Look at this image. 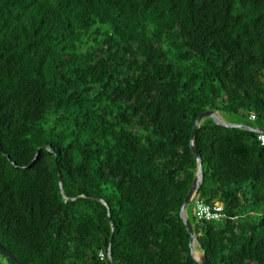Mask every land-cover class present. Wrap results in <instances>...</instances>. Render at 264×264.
<instances>
[{"label":"trees","instance_id":"16d2710c","mask_svg":"<svg viewBox=\"0 0 264 264\" xmlns=\"http://www.w3.org/2000/svg\"><path fill=\"white\" fill-rule=\"evenodd\" d=\"M207 109L264 128V0H0V245L27 264H198L179 210ZM257 136L209 117L195 134L186 213L209 264H264Z\"/></svg>","mask_w":264,"mask_h":264},{"label":"water","instance_id":"95a60500","mask_svg":"<svg viewBox=\"0 0 264 264\" xmlns=\"http://www.w3.org/2000/svg\"><path fill=\"white\" fill-rule=\"evenodd\" d=\"M207 117L211 118L216 124H219V125H223L226 127L240 128V129L251 131V132H254L257 134L258 133L264 134V128H259V127L248 125L245 123H228V122L224 121L223 118L221 117L220 113L214 109H207L203 112H200L195 117L192 129H191V133H190L189 146H190L191 152H192V154L196 160L197 169H196L195 176L192 180L191 186H190L188 192L186 193L184 201L180 207L179 215H180V218H181V220L185 226V229L189 235L190 253L193 256V258L197 261L198 264H209V262H208L207 257L203 251H201V254L198 257H195V255H194V244L197 246V239H196V236H195L194 231H193L192 223L187 216L186 208L190 204V202L192 201L195 193L197 192L198 188L200 187V185L203 181L202 159L197 152L194 139H195V134L199 128L200 123ZM58 181H59L60 190L62 191V183H61L60 177H59ZM0 253L2 255H4L5 257H7L9 260H11L15 264H27V263L19 260L18 258H16L14 255H12L2 245H0ZM109 255H110V248H109Z\"/></svg>","mask_w":264,"mask_h":264},{"label":"built area","instance_id":"2783aa9c","mask_svg":"<svg viewBox=\"0 0 264 264\" xmlns=\"http://www.w3.org/2000/svg\"><path fill=\"white\" fill-rule=\"evenodd\" d=\"M249 119L253 120L254 115H250ZM260 144L264 145V134L258 133L257 136ZM193 209L196 216L200 219L208 221H221L225 218L224 213V204L221 201H215L212 204L203 201L202 199H195L193 204ZM99 256L102 257L103 253H99Z\"/></svg>","mask_w":264,"mask_h":264},{"label":"rangeland","instance_id":"374dc122","mask_svg":"<svg viewBox=\"0 0 264 264\" xmlns=\"http://www.w3.org/2000/svg\"><path fill=\"white\" fill-rule=\"evenodd\" d=\"M243 113L245 114V112H243ZM220 115L223 118V120L228 122V123H242L243 121H247L246 118H242L237 114L220 113ZM200 254H201V251L194 244V255H195V257L200 256ZM0 259L2 261L6 262V260L4 258L0 257Z\"/></svg>","mask_w":264,"mask_h":264}]
</instances>
